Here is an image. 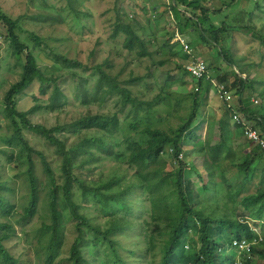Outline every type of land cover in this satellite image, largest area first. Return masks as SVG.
<instances>
[{"label": "trees", "instance_id": "trees-1", "mask_svg": "<svg viewBox=\"0 0 264 264\" xmlns=\"http://www.w3.org/2000/svg\"><path fill=\"white\" fill-rule=\"evenodd\" d=\"M67 1L72 11L78 14V1ZM208 1L171 0L167 5L169 14L176 22V29L186 40L190 33L195 32L200 46L201 43L206 45V48L218 54L219 59L216 60L238 71L230 69L229 73L219 75L217 82L225 85V91L229 94L233 92L239 98V107L236 110L229 108L228 119L223 118L215 124L212 122L206 140L202 138L206 128L205 119L196 122L202 117L204 101L208 100V87L202 85L205 81L197 83L199 92L192 95L189 113L182 118V124L177 129L166 130L157 126L161 117L155 107L171 104V96L158 95L151 101L139 100L128 87L144 79L122 82L119 76L108 73L113 68L109 60L91 66L51 51H45L50 61L67 71L73 81L77 106L105 109L108 102L116 99V111L96 114L89 111L76 117L71 124L67 122L52 127L34 124L31 117L35 113L68 111L69 98L61 85L62 78L68 76H58L59 70L55 66L52 72L45 73L35 55L36 49L42 48L40 39L28 34L27 41L23 42L25 16L15 18L0 9V24L5 31V40L10 43L12 56L16 60L15 68L21 70L20 81L12 85L4 96L0 122H5L3 128L7 133L3 141L11 149L9 161H16L21 168L27 166L30 202L19 220L30 223L42 211L49 216L48 223H43L39 230L41 237L38 243L45 254L43 264H129L119 253L121 248L116 236L131 231L133 227L130 216L133 213L132 191L135 185L131 182L119 183L115 178L103 181L91 174L92 171L85 173L98 160L96 154L90 151V142L116 164L133 172L138 189L147 194L145 201L150 205V221L142 225V232L150 251L154 252L152 264L157 258H160L159 264H264V149L248 140L242 147L233 144L236 130L245 132L250 127L264 136V107L259 110L243 102L246 92L252 95L257 92L256 79L247 76L249 73L252 75L253 67L241 65L224 45L229 39L232 40L235 31L249 30L247 34L264 46V35L256 31L257 22H264V17L255 16V9L250 12L242 8L228 22L227 16L224 20L221 16L226 11L223 8L211 10L206 5ZM240 1L244 0H231L225 4L232 8ZM143 11L148 10L143 8ZM216 16L221 18L220 26L214 23ZM37 21L51 25L64 23L60 14L57 16L46 12L40 14ZM137 26L126 21L121 10L117 13L110 38L116 41L124 37V51L139 60H150L158 69L174 65L180 57L191 62L201 60L195 41L187 40L193 52L187 55L179 44L171 43L174 31L172 36L167 33L159 37L155 32L147 35L143 31L140 34ZM176 68L179 73L189 75L185 65L178 62ZM166 75L168 83L181 84L184 78L188 82L187 77L179 79V76H174L172 69L166 71ZM241 76H246V79ZM34 87H37V93L30 98L32 107L27 111L20 110V100L29 96ZM169 89L167 84L161 93H167ZM261 98L264 100V91ZM131 114L135 122H131L130 131L136 137L127 136L121 142L106 143L104 137L120 132L123 120ZM235 115L240 117V125L232 124ZM27 131L54 147L61 158L59 177L45 155L30 146ZM83 131L100 132L103 138L83 137L78 146L69 148L67 141L59 136L63 132L79 135ZM122 144L125 145L123 150H115ZM248 146H254V149L247 151ZM191 151L195 152V157H191ZM34 154L41 158L44 166V181L36 174ZM200 159L205 169L203 174L191 168V165H199ZM259 170L262 181L254 191H250L248 185ZM218 175L220 180H217ZM89 197L100 204L107 220L104 228L93 224L82 211L80 201ZM120 212L123 214L120 215ZM0 213L5 221L0 223V264H20L5 245L16 236L11 222H14L18 209L4 194H0ZM70 225H74L75 229L72 242ZM43 230L47 233H42ZM259 230H262V234ZM243 241L252 244L250 253L232 247L233 242ZM67 251L69 255L65 254ZM100 251L104 252L105 259L99 263Z\"/></svg>", "mask_w": 264, "mask_h": 264}, {"label": "rangeland", "instance_id": "rangeland-1", "mask_svg": "<svg viewBox=\"0 0 264 264\" xmlns=\"http://www.w3.org/2000/svg\"><path fill=\"white\" fill-rule=\"evenodd\" d=\"M77 1L80 4V12L78 14L72 11L67 0H0V9L15 18L25 16L23 25L26 33L22 35L23 42L27 41L28 34H33L40 39L42 48L36 49L35 55L39 67L45 71V73L52 72V68L55 66L48 58V54L45 51H51L54 54L67 57L74 61H80L91 66L100 65L104 61L109 60L113 68L112 70H108V73H111L114 77L119 76V80L122 82L144 79L128 87L139 100L151 101L158 95L171 96V104H161L155 107V111H157L161 117V121L157 126L166 130L169 128L177 129L179 124H182V118L189 113V106L192 104L191 97L195 95L197 82L195 80V82H193V79L187 75V73H179L176 65H178L179 62V64L188 67L192 63L191 60L185 61L184 57H180L177 59L178 62L175 61L174 65L158 69V67L153 66L150 60H139L135 55L124 51L122 48L124 37H120L116 41H112L110 38L113 33V25L117 13L121 12V10L126 21L139 26V28L137 26V31L140 34H143V31H145L147 35L155 32L159 37L165 36L167 33L171 35L174 29L169 10L167 9V0ZM230 2L231 0H209L206 5L211 10L223 8L222 10L226 12L221 14L222 20L227 16L228 22H231V16L235 15V13L242 8L250 12L255 9V16L264 17V11H262L264 9V0H244L235 3V6L232 8L226 7V4ZM257 3H260V5L257 6ZM256 7L259 8L256 9ZM143 8H147L148 11H143ZM152 8L154 9L151 10ZM45 12L57 16L60 14L64 23L61 25H51L49 23L37 21L39 15ZM220 19V17L216 16L214 21L218 26L221 25ZM156 20H158V22H156ZM248 31L249 30L244 32L235 31L232 33V40L229 39L224 45L227 50H231L234 57L241 65L253 67V69H251L252 75L249 73L247 76L250 77L249 79H256L257 92L253 95L250 92H246L243 102L248 106L254 105V107L261 110L264 107V100L261 98V93L264 91V46L260 42H257L250 34H247ZM256 31L262 32V35H264V22H257ZM197 36L195 32L190 33V35L187 36V40L196 42H194V44L197 45L198 51L202 56L200 61L206 62L209 67V74L213 80L219 82V75L229 73L230 69L235 71V68L230 67L229 69L226 67L225 63L216 60V58L219 59V57L215 51L206 48V45L204 46L202 43L200 46V41L197 39ZM157 60L158 58L156 61ZM15 63L16 60L12 56L10 43L5 40V31L0 24V119L2 118L5 94L12 85L20 81L21 70L15 68ZM55 67V69L59 70L57 73L58 76H68L67 71H63L57 66ZM171 69L174 76H179V79L181 77H187L188 82H186L184 78L181 84L179 82L168 83L166 71H171ZM236 72L238 73L237 70ZM167 84L170 86L169 91L167 93H161V91L165 90ZM61 85L64 93L67 94L69 98L68 111L35 113L31 117L34 124H43L47 127L56 126L58 124L63 125L67 124V122L71 124L76 117L83 114L86 115L89 111L94 114L116 111L114 105V103L117 102L116 99H112L108 102L105 109L98 107L83 109L77 106L76 89L69 76L62 78ZM202 85L204 88L208 87V100L204 101L202 117H199L196 122L205 119L206 128L203 131L202 138L206 140L209 125H211L212 122L215 124V122L223 118L228 119V105H231V107L236 110L240 102L239 98L235 96L232 91V94H230L232 100L227 103L220 99L218 91L209 82L205 81ZM34 93H37V87H34L29 96L23 97L20 100V110L27 111L32 107L30 98ZM255 100L257 103H254ZM141 115H143V113H141ZM131 122H135V117L132 114L123 120L121 125L123 129L120 132L111 137H104V141L110 145L123 141L127 136L136 137L134 133L130 131ZM141 124H143V122H141ZM4 125V121L0 122V194H4L11 203L16 204L18 209V214L14 218V222H11L14 224L16 236L5 245L10 254L20 261V264H43V257L45 254L38 243L41 237L39 230L43 223H48L49 216L46 212L42 211L30 223H24L19 220V217L30 202V181L26 172L27 166L21 168L16 161H9L8 159L11 149H9L3 141V136H6L7 133L6 128H3ZM243 131L236 130V140L233 142L234 146L242 147L247 143ZM59 136L67 141L69 148L76 145L78 146L83 137H88L89 139L97 137L103 138V134L97 131L88 133L83 131L79 135L63 132L60 133ZM26 137L30 142V146L35 151L42 152L45 155L46 160L55 170L56 176L59 177L61 158L56 154L54 147L49 145L35 133L27 131ZM90 144L92 146L90 147V151L96 154L98 160L95 165H92V168L86 170L85 173L92 171L91 174L97 175L98 178L103 181L115 178L119 183L126 184L131 182L135 185L132 191L134 193L131 206L133 208V213L132 216H130V218H132L131 224H133V227L131 231L116 236L117 243L121 248L119 253L129 264H152L154 252L150 251L151 248L142 232V225L150 221V205L145 201L147 194L138 189V181L134 178L133 172L128 171L127 167L116 164L111 158L106 157L103 152L98 151L94 144L91 142ZM124 148L125 145L122 144L115 150H123ZM246 148L245 149L248 151L252 148L254 149V146H248ZM192 156L195 157L194 151H191V157ZM191 157L189 158L190 162ZM33 158L35 160L36 174L44 181L46 176L41 158L37 154H34ZM191 168L196 173H205L201 159L199 160V165H191ZM83 177L87 178L84 174ZM191 178L194 179L196 177ZM220 179L218 175L217 180ZM261 181L262 172L259 170L254 175L252 182L249 183L248 189L254 191L256 186L260 185ZM1 184H4V186L1 187ZM80 203L82 205V211L88 215L93 224H98L103 228L106 226L107 220L103 216L100 204L92 201L90 197L87 200H81ZM122 214L123 212H120V215ZM3 222L5 221L0 213V223ZM69 229L72 232V238L70 239V242H72L75 235L74 225H70ZM259 231L262 234V230ZM41 232L47 233V231L44 230ZM65 254H68V251ZM104 259V252L100 251L99 263L104 261ZM159 263L160 258H157L155 264Z\"/></svg>", "mask_w": 264, "mask_h": 264}, {"label": "built area", "instance_id": "built-area-1", "mask_svg": "<svg viewBox=\"0 0 264 264\" xmlns=\"http://www.w3.org/2000/svg\"><path fill=\"white\" fill-rule=\"evenodd\" d=\"M167 5L170 4V0L168 2L167 0ZM170 18L173 22V29H174V37L172 39V44H179L184 52L187 55H192V50L189 47L187 40L178 32V30L176 29V22L173 19V16L170 14ZM187 72L189 74V76L195 80L197 83L202 82V81H209L211 82V85L218 91V94L220 96L221 100H224L225 102L229 103L230 99V94L225 91L226 86L225 85H219L217 81L213 80L209 74V67L206 64V62L204 61H195L192 62L188 67H187ZM199 92V86L195 87V93ZM254 103H257V101L255 100ZM228 107H230V105H228ZM232 124H237L240 125V117L238 115H235L234 117H232ZM248 127V126H247ZM244 135L246 136L248 141H251L252 143H254L255 145H259L262 147V149H264V136L261 134L260 131H256L250 127L246 128ZM255 231V230H254ZM252 244L243 241V242H233L232 243V247L233 248H237L236 250H247V253H250V248H251Z\"/></svg>", "mask_w": 264, "mask_h": 264}, {"label": "clouds", "instance_id": "clouds-1", "mask_svg": "<svg viewBox=\"0 0 264 264\" xmlns=\"http://www.w3.org/2000/svg\"><path fill=\"white\" fill-rule=\"evenodd\" d=\"M187 68V67H186ZM235 71H236V69H235ZM243 79H246V77H244V76H241ZM230 100H232V99H230ZM229 108H231V106L229 107Z\"/></svg>", "mask_w": 264, "mask_h": 264}]
</instances>
